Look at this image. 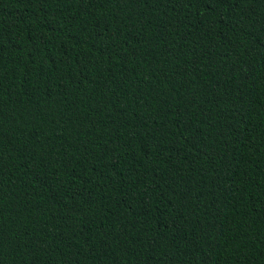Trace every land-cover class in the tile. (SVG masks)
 Wrapping results in <instances>:
<instances>
[{
    "label": "trees",
    "instance_id": "1",
    "mask_svg": "<svg viewBox=\"0 0 264 264\" xmlns=\"http://www.w3.org/2000/svg\"><path fill=\"white\" fill-rule=\"evenodd\" d=\"M0 264H264V0H0Z\"/></svg>",
    "mask_w": 264,
    "mask_h": 264
}]
</instances>
